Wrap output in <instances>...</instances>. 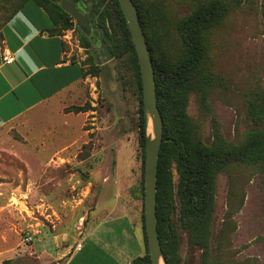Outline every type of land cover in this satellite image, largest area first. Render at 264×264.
I'll return each mask as SVG.
<instances>
[{"label":"rangeland","instance_id":"obj_1","mask_svg":"<svg viewBox=\"0 0 264 264\" xmlns=\"http://www.w3.org/2000/svg\"><path fill=\"white\" fill-rule=\"evenodd\" d=\"M155 1L164 5L173 47L177 23L199 0ZM64 37L69 58L91 73L0 127V264H64L66 248L74 251L101 219L142 217L141 105L133 69L99 47V33L88 49L79 30ZM209 62L218 82L208 108L193 93L188 114L206 144L215 127L239 143L256 128L254 111L264 93V0H245L213 30ZM114 235L106 227L94 238ZM209 245L206 256L183 233L181 264H264V169L236 165L218 175Z\"/></svg>","mask_w":264,"mask_h":264},{"label":"trees","instance_id":"obj_2","mask_svg":"<svg viewBox=\"0 0 264 264\" xmlns=\"http://www.w3.org/2000/svg\"><path fill=\"white\" fill-rule=\"evenodd\" d=\"M30 1L46 11L53 23L52 34L62 36L66 30L77 29L81 33V47L88 49L94 35L99 33L102 40L99 47L109 57L131 65L141 105L138 127L143 151L144 204L147 117L143 84L135 44L119 1L91 0L87 5V0H78L85 5L83 10L72 1L93 27L92 34L87 35L63 9L62 0H0V30ZM133 1L153 60L157 102L163 118L156 189L158 233L168 264H181L179 250L183 233L187 234L191 246L203 249L208 256L218 175L236 165L264 169V93L254 111L256 128L248 131L242 141L228 142L215 127L212 142L206 144L200 126L188 114L190 96L198 94L203 106L208 108L209 92L218 82L209 62L211 34L245 0H199L177 23L173 47L164 5L155 0ZM81 66V77L85 78L91 72ZM88 109L75 107L73 110ZM142 229L146 254L136 258L134 264H151L144 206Z\"/></svg>","mask_w":264,"mask_h":264},{"label":"crops","instance_id":"obj_3","mask_svg":"<svg viewBox=\"0 0 264 264\" xmlns=\"http://www.w3.org/2000/svg\"><path fill=\"white\" fill-rule=\"evenodd\" d=\"M52 28L46 11L32 1L1 28L0 127L24 119L83 79L81 63L69 58L66 38L52 34ZM4 49L13 54L12 63L3 61ZM106 227L115 235L94 238ZM67 254L64 264H134L146 254L142 217L103 218L74 251L67 247Z\"/></svg>","mask_w":264,"mask_h":264},{"label":"water","instance_id":"obj_4","mask_svg":"<svg viewBox=\"0 0 264 264\" xmlns=\"http://www.w3.org/2000/svg\"><path fill=\"white\" fill-rule=\"evenodd\" d=\"M118 1L132 34L143 84L144 110L147 117L144 213L151 264H161V262L168 264L159 238L156 213L158 161L163 141V118L157 102L153 60L134 1ZM61 2L63 9L74 18L79 28L85 34H91L92 25L78 8L69 0H62Z\"/></svg>","mask_w":264,"mask_h":264},{"label":"built area","instance_id":"obj_5","mask_svg":"<svg viewBox=\"0 0 264 264\" xmlns=\"http://www.w3.org/2000/svg\"><path fill=\"white\" fill-rule=\"evenodd\" d=\"M2 59L6 63H12L14 61V56L8 49H4Z\"/></svg>","mask_w":264,"mask_h":264},{"label":"bare ground","instance_id":"obj_6","mask_svg":"<svg viewBox=\"0 0 264 264\" xmlns=\"http://www.w3.org/2000/svg\"><path fill=\"white\" fill-rule=\"evenodd\" d=\"M161 264H163V262H161Z\"/></svg>","mask_w":264,"mask_h":264},{"label":"flooded vegetation","instance_id":"obj_7","mask_svg":"<svg viewBox=\"0 0 264 264\" xmlns=\"http://www.w3.org/2000/svg\"><path fill=\"white\" fill-rule=\"evenodd\" d=\"M77 7V6H76ZM78 8V7H77Z\"/></svg>","mask_w":264,"mask_h":264}]
</instances>
